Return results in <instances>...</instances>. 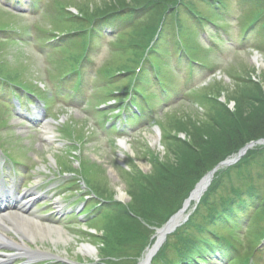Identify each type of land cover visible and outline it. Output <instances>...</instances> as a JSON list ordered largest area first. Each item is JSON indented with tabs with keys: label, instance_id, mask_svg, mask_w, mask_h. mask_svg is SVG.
<instances>
[{
	"label": "rangeland",
	"instance_id": "rangeland-1",
	"mask_svg": "<svg viewBox=\"0 0 264 264\" xmlns=\"http://www.w3.org/2000/svg\"><path fill=\"white\" fill-rule=\"evenodd\" d=\"M22 1H12L11 5L0 0V29L4 27L6 30L0 31V73L27 85L41 99L30 96L33 103L24 108L15 100L0 98V145L28 166L19 165V171H12L11 165L9 168L4 166L3 174L14 178L26 192L31 190L35 195L31 199L25 197L24 206L18 203L7 212H4V206H0V215L12 214L0 221V225L16 223L15 219L21 222L18 218L23 217L26 221L34 220L58 228L63 239L56 241L54 234L52 237L48 234L46 238L37 236L26 242L34 251L40 250L43 256L33 260L14 259L8 264H40L47 259H52V264H70L76 260L96 263L107 259L109 262L112 258L116 262L117 257L112 252H120L122 247L117 242L114 249L110 242L106 248L100 243L106 225H98V219L87 217L89 214L85 212L89 206L82 214L79 211L71 218H65V213L80 209V196L70 198L68 190L65 199L59 198L60 190L55 187L58 177L53 175L57 169L76 173L79 186L87 193L91 189L104 198L128 203L130 199L126 191L136 174H151L156 161L173 163L175 153H180L186 142L219 129L228 113L237 116V112L243 115L251 112V105L259 104L256 98L261 94L264 96V27H260L264 21V0H220L222 5L215 3L216 10L207 11L206 17L211 21L204 29L200 28L197 38L187 18L178 16L184 25L182 37L189 43L190 40L196 42L205 56H201L200 63L188 67L184 59L178 61L174 54L160 58L163 60L159 63L164 68L163 78L170 87L164 93L156 86L152 88L161 102L153 115L156 122L147 121L137 126L134 123L139 118L130 117L133 121L121 123L117 132L111 131L109 125L120 123L124 113L117 114L116 110L122 107L115 101L103 103V100L105 94H116L118 87L126 83V77L113 76L131 67L130 59L136 50L120 49L141 35L147 22L138 25V21L116 35H88L84 40L80 36L59 37L57 44L51 45L47 43L51 38L81 26L79 20L75 23L64 21V16L70 15L71 10L90 18L116 0ZM188 1L203 10L195 0ZM252 21L255 22L248 27ZM243 28L248 29L245 34H242ZM10 29L13 31L8 32ZM166 31L157 45L165 44ZM88 40L95 46L89 49L93 61L81 63L79 49ZM192 56L196 57V54L192 53ZM72 61L76 62L75 66L80 63V69L83 66L84 69L78 76L63 80L67 69L73 66ZM103 77L109 78L106 80L109 86L103 85ZM73 80L81 81L80 92L73 91L76 85L71 82ZM57 82L59 85L63 82L64 87L56 89ZM58 92L60 97H56ZM25 97L29 98L23 94L22 99ZM253 98L254 104H251ZM109 112L114 113L111 118L107 116ZM161 134H166L169 140L162 143ZM75 141L81 145L77 146V151L71 146ZM261 147L264 146L252 148L244 158L246 163L230 169L236 185L245 187L254 182L255 186L263 188ZM55 201L62 206L58 208ZM161 208L157 206L161 214L156 217L158 220L165 216ZM142 224L149 229L147 223ZM130 228V225L122 224L119 230L126 232ZM95 230L100 232L96 237L91 236ZM133 231L136 241L129 245L131 247H139L150 233L139 229ZM233 237L242 249L248 247L247 252L251 253L254 242L249 230ZM82 246L91 247L94 254L82 251Z\"/></svg>",
	"mask_w": 264,
	"mask_h": 264
},
{
	"label": "trees",
	"instance_id": "trees-1",
	"mask_svg": "<svg viewBox=\"0 0 264 264\" xmlns=\"http://www.w3.org/2000/svg\"><path fill=\"white\" fill-rule=\"evenodd\" d=\"M200 1L209 4L218 0ZM180 7H184L195 16H198L201 22L205 19L201 12L194 10L195 6L192 3L184 0H116L111 2L108 7H105L107 9L99 11L93 17H100L102 19L106 17L103 16L104 14L111 11H120L121 13L122 11H128L127 13H132L134 18L150 17L151 22L154 23L156 16H160L159 22H165V16L177 12ZM81 15L80 20L86 21V19L93 18ZM118 21L126 22V17ZM3 30L4 27L0 29V31ZM155 31L156 29L154 33ZM6 77L11 80L10 82L13 81L14 86L16 85L15 83L19 84L13 78ZM256 99L259 104L251 105L253 109L247 115L237 112V116H235V113H228L223 117L224 120H222V125H220L219 129L194 137L190 142H186L182 151L175 153L176 157H174L173 163L156 161L153 164V171L149 176L137 174L127 189V193L130 196L128 204L114 203V211L110 213V218L107 219V222H104L106 225L103 231L105 236L102 238L101 243L105 245V248L108 247L107 244L109 242L112 245V249L116 247V242L121 247L134 244L136 238L133 236V230L139 229L147 233L152 232L144 227L142 222L147 223L148 226L157 227L161 225L181 206L190 189L207 170L211 169L226 156L236 152L245 143L263 137V94ZM254 100L255 98L251 99L250 103L254 104ZM259 152L264 155V148L259 149ZM220 175L222 174H219L218 177ZM226 175L229 176V171ZM217 184V182H214L212 186H216ZM238 192L241 194L243 191ZM211 193V189H208L188 222L176 233L177 236L184 235L186 237L182 239L183 242L178 246L179 251H185V254L181 255L183 256L181 259L185 264L190 259V252H193L196 256L202 255L205 252L206 247L209 245V236L218 241L222 246L225 245L226 240L217 231L220 228L226 227V223L229 221L226 216L232 213V208L236 203L234 199L239 198L240 194H234L233 199L223 203L219 211L215 208L216 206L211 205ZM246 193L251 194V190H248ZM258 194L261 196L260 192ZM158 205L162 206L161 211L165 213V216L159 220L156 218L158 215H161L157 210ZM205 208L208 210L205 211ZM99 216L100 214H98ZM230 221L236 224L234 220ZM122 224L130 225L133 229L130 228L126 232L119 230ZM169 237H172V235ZM144 243L139 245V247H131V250H135V253H138ZM175 244H172V246ZM128 254L123 255V257L133 255L131 253ZM159 260L160 256H157L154 259V264H157Z\"/></svg>",
	"mask_w": 264,
	"mask_h": 264
},
{
	"label": "bare ground",
	"instance_id": "bare-ground-1",
	"mask_svg": "<svg viewBox=\"0 0 264 264\" xmlns=\"http://www.w3.org/2000/svg\"><path fill=\"white\" fill-rule=\"evenodd\" d=\"M195 197L196 196L193 195V198ZM7 216L1 217L0 220L3 221ZM18 219L21 222H17V219H15L16 223L10 225H0V250L2 248V250L15 252L14 254L0 256V264L10 261L13 257L26 256L28 259H31L40 255V250H31L26 242L35 240L37 236L46 238V236L51 234L50 236L52 237V234H54L56 236V241L57 239H63L61 230L58 228L43 225L34 220L26 221L23 217H19ZM181 219H183L182 215L177 217L173 221V224L180 222ZM10 234L17 236L19 239H16V237ZM81 250L87 254H94L93 249H91L89 246H82Z\"/></svg>",
	"mask_w": 264,
	"mask_h": 264
},
{
	"label": "water",
	"instance_id": "water-1",
	"mask_svg": "<svg viewBox=\"0 0 264 264\" xmlns=\"http://www.w3.org/2000/svg\"><path fill=\"white\" fill-rule=\"evenodd\" d=\"M245 149H246V147L243 148V149L240 151L239 154L243 153V152L245 151ZM231 162H232V160H231V161H228V162H224V163H227V164H228V163H231ZM210 176H211V173L207 176V180L210 178ZM204 180H205V183H206V177L204 178ZM203 186H204V184H203ZM172 219H173V218H171V219L165 224V226H163V227L160 229V231H159V237H158V239H157V241H156V243H155V246H157V245L163 240V238H164V236H165V234H166L167 232H169V231L172 230V229H171Z\"/></svg>",
	"mask_w": 264,
	"mask_h": 264
}]
</instances>
